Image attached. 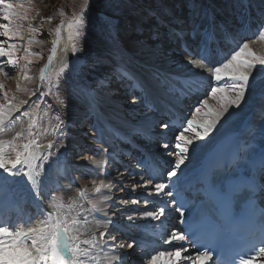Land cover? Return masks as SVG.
I'll return each mask as SVG.
<instances>
[{
    "label": "snow or ice",
    "instance_id": "obj_1",
    "mask_svg": "<svg viewBox=\"0 0 264 264\" xmlns=\"http://www.w3.org/2000/svg\"><path fill=\"white\" fill-rule=\"evenodd\" d=\"M190 7L195 9L197 6L192 3ZM31 10L24 3L0 0V21H2L0 22V38H3L0 39V74L10 78L11 71H18L21 79L25 82L32 79L29 75L30 66L35 59L40 57V53L32 51V45L38 42L36 41L38 29L32 26V17L29 15ZM150 14L154 15V13ZM208 19L211 24L214 17L209 15ZM25 21L28 22L26 46L23 44L18 45L14 42L17 38L20 41L25 39L23 23ZM83 24V18H78L68 24L74 60L79 59L75 55L80 51L77 47L76 38L80 37L81 33L79 31L73 33V29ZM195 31L196 29L194 28L193 35ZM221 32L223 33V39L228 40L230 38V34L222 25ZM59 33L60 29L58 28L57 40L54 41V44H59ZM173 33L181 39L184 36L182 31L173 30ZM157 35L154 33L153 39H156ZM214 35V32L210 33L207 29L204 31L205 40L202 42L200 51L197 53L199 59L188 61L193 68L204 69L206 67L205 61L211 62L210 51L206 45L210 39L214 38ZM258 35L260 39H264V30H259ZM21 48H23L22 58L17 55ZM52 53L53 55L48 57L49 65L55 56V47L52 49ZM189 54L192 55V53ZM113 57L116 60V66L111 75L122 77L126 73V69L121 58V53L116 48L113 50ZM21 59L23 60V64H21ZM5 65L9 67L8 71H5ZM67 67L69 66L65 65L56 74L57 80ZM207 71L214 82L210 86V96L216 103L210 104L207 98L202 99L199 106L194 107L191 118L186 119L181 124L178 133L171 140L161 142V147L166 150L167 163L164 167L167 168L165 175L168 183L159 182L158 177L151 173L146 181H136L138 184L143 183V187L147 189L149 185L153 184V180H157L158 182L153 185V191L157 197H160L161 193H164L166 196L172 195V189L176 187L177 181L186 175L185 169L192 162L194 158L193 154L201 146L198 142H206L212 133L217 130L218 125L222 126V120L224 123H227L232 115L235 114V110L240 109L242 103L246 102V95L251 97L259 87V95L261 99H264V56H257L250 49L248 43H243L242 46L238 47V50H230L223 58L218 56L216 62L211 67H208ZM40 78L41 80L48 81V92L51 94L55 81L52 77L45 76L43 71L40 73ZM152 79L155 82L156 88L162 94L182 98L188 90L189 81L192 78H184L165 73L161 70H154ZM97 83L102 87L110 83V77H105ZM136 83L143 87L142 82L136 81ZM17 88L21 92H31L32 95H36L35 91L30 90L27 86L22 87L20 80H17ZM44 99L45 94L40 92L35 106L39 108V102ZM87 99L90 112L98 114V100L94 92H90ZM144 102L146 108L156 110V105L152 101L145 99ZM26 104H28V100L19 99L15 96L10 97L5 90L4 83L0 82V134L8 131V123L13 113L21 112L22 107ZM22 115L31 120L33 114L25 110L22 112ZM261 117L264 118V112L261 113ZM170 126L174 127V125H171V122L161 123V128L164 130L169 129ZM248 131L252 132L254 129L249 127ZM167 134V131L163 133V135ZM26 135L29 139L22 145L18 143L25 136V133L22 131H17L12 140L6 141L0 139V170H3V173H7V177L4 178L5 180L9 177L23 174L27 182L30 183L34 190H37V195H39L38 190L41 186L42 169L45 161L51 156L53 144L51 142L48 144L47 147L50 151L45 156L39 151L42 145L35 138L32 125H29ZM261 135L264 136V130H261ZM244 151L246 149L240 144H237L230 150L234 159L242 158L241 153ZM10 152L14 153V156L10 155ZM102 152L107 153V149L99 148L95 155H99ZM95 163L100 165L106 163V161L98 160ZM251 163L264 170V149H261L259 155ZM173 178H176V181ZM201 178L205 182H208L210 180L209 172L202 169ZM110 187V185L104 184L101 181L100 186L96 187L95 191L100 193L102 188L110 189ZM165 188L169 189L167 193L164 191ZM210 188L218 204L223 206L230 204V191H221L215 186H210ZM134 190L132 189V191ZM147 194L151 195V193ZM55 199L53 198L55 211L47 213L48 218L41 222L40 227H28L25 229L19 225H0V264H88V258H91L92 261H97V256L93 255V253L103 251L102 238L108 235L107 231L100 234L101 240H98L95 235H92L88 239H81L89 225L88 216L83 213L89 210H85L83 205L77 204L75 199L67 206L62 203H55ZM109 199L110 197L108 196L103 197V201H108ZM103 201H93L90 210L93 212H103V208L100 206ZM124 203L128 202L125 201ZM131 203L136 205L139 201L132 200ZM145 203L147 204L148 201L145 200ZM65 207L68 209L76 208L77 211L75 214L65 213L62 211ZM166 207H174V202L169 203L161 200V206L158 211L145 209L143 216L152 218L153 220H160L165 215ZM183 207L184 205L181 204L180 207L176 208V211H179L181 216H183ZM82 214L83 217L81 218ZM128 219L132 220L133 217L129 216ZM225 221L234 229L241 228L246 223V220L243 218L237 220L227 212L225 213ZM108 223H112V221L109 220ZM105 227L107 226L105 225ZM261 230L264 232V224L261 225ZM219 236L220 231L217 229L213 232L212 238L216 239ZM112 239L115 240V237H112ZM185 239L186 237L183 234H173L169 238L168 243L172 241L177 242L174 250L157 252L150 257L149 264H162V262L163 264H207V261L212 259L210 252L207 250H198L195 257L191 253L188 256H183V253L187 249L179 242ZM103 243H107V241H103ZM131 246L128 245V247ZM258 257H264V236H262L260 244L253 246L252 252H236L228 264H249V261H255ZM115 259L118 258L112 256L106 257V264H113V260ZM99 264H103V262H99ZM218 264H223V262L219 261Z\"/></svg>",
    "mask_w": 264,
    "mask_h": 264
},
{
    "label": "rangeland",
    "instance_id": "obj_2",
    "mask_svg": "<svg viewBox=\"0 0 264 264\" xmlns=\"http://www.w3.org/2000/svg\"><path fill=\"white\" fill-rule=\"evenodd\" d=\"M149 1L152 2L154 0H149ZM182 1H183V7L181 6L180 8L182 16L187 15L186 18H192V17L194 18L197 15V13H199L200 5L202 6V8L206 6L205 10L206 13H208V15H211V12L213 11H215V14H218L216 10H213L214 7H212V6H216L218 8L217 10L220 11L219 14L225 13L221 24L227 27L228 25L227 23L229 22L228 19L229 5H231L232 7V0H229V2L226 3L227 4L226 8L221 4L223 3L224 0H182ZM248 1L253 3V5H251L252 9L257 10L259 14H264V9H260L261 8L260 5H264V0H247L245 2L248 3ZM11 2L24 3L26 7H30L32 9L31 12L29 13L30 17H32L31 23L34 28L38 29L36 33V41L38 42L32 45V51L40 53V57L38 59H35L33 61V64L30 66L29 75L32 77L30 81L27 82L23 81L18 71H11L10 78L4 77L2 74H0V82L4 83L5 90L8 92L10 97L15 96L19 99L28 100V104L22 107L21 112H17V114L14 113L13 121L15 122L16 125L12 129L10 128V126H8V130L11 131V133L7 131V133L1 134L3 138L0 136V139L6 141L12 140L17 131H22L25 133V136L18 141V143L22 145L23 143L27 142V139H29L26 133L29 128V125H32V131L37 141L39 142L46 141V142H51L53 144L51 156L44 163L41 179L45 181L46 185L51 184L50 186H54V184H52L53 174H55L57 172L56 170H59L60 167L57 166L52 170L51 167L55 166V164L57 163L62 162L63 153L65 152V147L68 146L67 143L69 142L70 139L69 137L76 132L72 128V131H75L72 133V131L70 130V125L71 124L77 125L78 121H80V117L82 114V110H79L75 106L74 102L71 100L73 95H75L74 91L76 90V92H78L79 95L84 96L85 94L87 97L90 92H93L90 90L89 86L93 85L94 82H96V84L98 85L97 82L101 78L100 76H102L104 72H106V70L108 69L110 70L111 62L108 59L110 56L108 52H112L113 47L123 51H125L126 50L125 48H127L126 40L122 39V34L125 35V33L127 32L126 39L129 38V41L132 40L133 42L137 41L136 40L137 38L135 37H138V39L145 38V40H143L144 44H146L147 39L151 34H149L148 32L147 34L144 35L138 34V32L136 31L135 23L132 21L134 20L133 18H135L136 15H139L136 12V9L134 8L136 7V5H138V0H30V3L29 0H11ZM192 3H194L197 6L195 9L190 7V4ZM227 9L228 11H226ZM78 18H83L84 24L76 29H73V33L75 31H79L81 33L80 37L76 38L77 47L78 49H80V51H78L75 55L76 57H79V59L74 60V54L71 50V41L69 39L68 24L74 22ZM23 23H24L25 39L23 41H20L17 38L14 42H16L18 45L23 44L26 46L27 36H28L27 33L28 22L25 21ZM124 23L126 24V26L124 27V30H122ZM58 28L60 29L59 44H54V41L57 40ZM244 43H253L259 45L260 47H262L261 50H264V40L260 39L259 37L250 39L248 41H244ZM61 45H64L63 50H61L60 48ZM54 47L56 48V53L52 62H54V60L57 59L60 52H64L66 54L68 53L67 55L71 58L67 63L69 67L65 68L64 73L60 74L58 80L55 76V78L53 79L55 81V86H53L51 94H49V96L46 97L45 101L42 104H41L42 101H40L39 102L40 106L39 108H37L35 106V102L37 101V96L40 94V92H43L45 95L48 94V81L41 80L40 73L43 71L45 73V76H51L49 72L51 64L49 65L48 57L53 55L52 49ZM261 50L259 51L260 54L262 52ZM17 55L22 58L23 48L20 49ZM129 58L134 59L132 56H129ZM135 60L138 61L136 58ZM134 62L131 61L130 63L134 64ZM21 64H23L22 59H21ZM8 70L9 67L5 65V71ZM59 72L60 70L58 71V73ZM17 80L21 81L22 87L27 86L30 90L35 91L36 95H32L31 92L28 93L21 92L20 89L17 88ZM205 80L206 81L208 80L207 82L209 83L212 82L210 78L209 79L205 78ZM98 90L99 89L95 90V96L97 99H99ZM190 93H195V92L193 91ZM205 98L211 101L212 104L216 103V101L213 100L210 96V90H209V94ZM171 102L172 100H170V103ZM172 104H174V102H172ZM127 108L130 109L131 107L129 106ZM25 110L33 114L31 120L28 119L27 117H23L22 112ZM144 111L145 113L148 114L149 112L147 111L150 110H142V111L140 110V114L138 115L140 116V119H143L142 117L146 115ZM192 113H193V109L190 112V114L187 116V119L191 118ZM66 125L67 127H65ZM84 128L85 127L81 129L82 132L83 130L85 132L87 131V129ZM88 133L90 135L88 140L94 138V136H92L93 132H88ZM103 136L106 138L105 135ZM88 140L83 139L82 141H87L88 143ZM89 144L91 145V142H89ZM42 148H46V145L42 146ZM9 154L14 155V153L11 152ZM71 155L72 154H70V156ZM96 160L97 157L94 155H90L89 152L87 154L84 153L83 155H81V157H79L77 161H83V162L85 161L86 164L88 162L90 164L92 163V161L96 162ZM95 162L92 163L91 167L100 168V166L97 165ZM50 170L52 172L51 175H50ZM99 172L100 170L98 171V173ZM115 175L121 178V175H117V174ZM115 175L114 174L111 175V179H112L111 183L107 184L111 186L112 190L113 187L111 184H113V180L116 178ZM79 179L80 182L75 184H77L78 186L79 184L82 183V187L83 184L84 185L90 184V186L98 187L100 186L101 181H103V183L104 181H106V177L103 179L102 177H90V175L83 176L82 178ZM70 181H72V178ZM41 186L44 189L42 184ZM120 186L121 185H119L118 188L115 191H113L112 194V196L116 200L115 204H118L117 200L121 198L118 196H121L123 193L122 192L123 189H121ZM62 189H64L63 190L64 192L62 190L59 192H54V194H56L55 203H62L65 206H67L68 204H70V202H72L70 201L71 198L69 194L70 192L65 188ZM77 190L78 188L75 190V193L77 192ZM86 190L87 189L85 188V191ZM93 190L95 191L94 188L92 189V191ZM103 190L104 188H102L101 192H103ZM92 191L89 192L91 193ZM101 192L99 193L100 196H101ZM111 193H108V195L110 196L111 199H113L111 197ZM134 195L135 197L133 199L126 197L122 198L123 203L124 201H127L128 203H124L122 205L118 204V207H113L114 205L112 202L111 205L114 209H112L111 207L110 208L111 212L115 213L116 212L115 208L123 207V205L125 207L126 204L132 206L133 204L131 203V201L137 200L139 196L136 194ZM46 200H48L49 203L54 204V201H50L47 198ZM141 203L144 202L139 201V203L136 205L140 208ZM102 205H100L101 208H103ZM119 210L120 208L118 209V211ZM62 211H64L65 213L75 214L77 209L76 208L68 209L67 207H65ZM89 212L93 213V211H89ZM88 217L90 219L91 216ZM112 217H113L112 219L115 218L114 216ZM100 224L101 227L104 228L103 224L102 223ZM89 225H91V222H89ZM100 231L102 230H99L98 232ZM128 245H132V244H128ZM170 250H174V249H170ZM146 262H142V264H147Z\"/></svg>",
    "mask_w": 264,
    "mask_h": 264
},
{
    "label": "bare ground",
    "instance_id": "obj_3",
    "mask_svg": "<svg viewBox=\"0 0 264 264\" xmlns=\"http://www.w3.org/2000/svg\"><path fill=\"white\" fill-rule=\"evenodd\" d=\"M239 2V1H238ZM251 5H253L252 2H249ZM225 8L227 6L226 3H221ZM165 6V7H164ZM181 6L183 7V1L182 0H154L152 2H150L149 0H138V5H136V7H134L136 9V12L139 15H136L135 18H133L134 20H132L136 26L138 27V29H146L148 31V33L150 32V30L152 29H158L160 30V32H158L157 30L155 31V34H158L156 39H153L152 36H149V38L147 39L146 44H144L143 40H145V38L143 39H138L137 38L136 42H133L132 40L129 41V38L126 39V33L125 35L122 34V39L126 40V46L127 48H125L126 50L124 51L125 56L134 61L135 58L138 60L137 63H140V66L138 65H130L132 70H128V73L131 74L132 76H134L136 81H139L138 78L139 75H143L144 77L146 75H148V72L144 69L149 68V77H145L148 79V81H150L153 86L151 87L152 89L149 90V100L152 101L153 103L157 102L159 98H163V94L155 87V82L152 79V73L154 70H161L165 73H170L173 75H178V76H184V78H189L190 76H193V74L191 75L192 71L195 70V68H193L188 61L190 60H197L199 59V55L197 54L200 51L201 48V43L199 44L198 42L195 44H191L188 39L189 37H185L184 41H182V43H180L179 47H174L173 45V41L176 40H182L181 38H178L175 36V34L173 33V30L175 31H182L184 33L185 30H188L189 27V21L186 18L187 15L182 16V13L180 11ZM233 6V4H232ZM200 10H202V6L200 5ZM216 6H214V10L218 9ZM260 9H264V5H260ZM225 10V9H224ZM228 11V9L226 10ZM149 13H154L157 17L159 18V20H161L162 22L164 21L165 24L163 27L158 26V24L155 22L156 18L149 16ZM166 13H168V15H166ZM229 13V12H228ZM220 15H225V13H221ZM262 15V14H260ZM181 16V17H180ZM258 17V16H256ZM196 16L193 18L194 23ZM228 19L229 22L227 23V28L231 25V14H228ZM191 21V18L189 19ZM258 21H260V16L258 18ZM126 22V21H125ZM126 26V24H123V29ZM145 30V31H146ZM200 32V29H197ZM171 33V35H170ZM145 34V33H143ZM147 34V33H146ZM162 34V36L160 35ZM186 34V33H184ZM170 35V36H169ZM185 36V35H184ZM147 37V36H145ZM233 40V41H232ZM230 41V43H227V41L224 39V44L220 42V49L217 51H214V55L210 56V60L211 62H216L218 56L220 58H223L231 49H237L238 50V46L240 44V42L238 41V39H233ZM250 40V39H249ZM264 40V39H262ZM193 41V40H190ZM250 49L257 55V56H264V50H261L262 47H260L259 45L253 44V43H248ZM183 46L184 49H183ZM237 46V47H236ZM64 45H61V50H63ZM208 48V47H207ZM114 49V47H113ZM120 50V49H119ZM262 51L261 54L259 53V51ZM189 53H192V55H190ZM68 54V53H67ZM64 52H60L59 56L57 57L56 60H54V62H51V67H50V74L52 77V79L55 78L56 74L58 73V71L64 67L65 65H67V63L69 62V60L71 59L68 55ZM129 56H132L134 59L129 58ZM54 59V58H53ZM112 59V58H111ZM115 59H113L114 61ZM136 61V60H135ZM206 62V61H205ZM113 66L112 69L116 66V62H112ZM191 66V68H190ZM49 67V66H48ZM260 67V66H258ZM207 66L206 68H204L205 72L207 71ZM110 70H106V72H104V74L106 75H110L108 74ZM255 74V73H254ZM105 75V76H106ZM103 76V77H105ZM112 79V77L110 78V80ZM209 79V78H206ZM211 79V77H210ZM203 82H201V85L198 84V88L200 90H205L206 85L204 84L205 79L202 80ZM208 81V80H207ZM111 83V81H110ZM114 83V82H113ZM112 83V84H113ZM209 83V82H208ZM213 81L211 83H209V85H213ZM143 87H141L139 84L137 85V88L140 89H144L145 87V83L142 82ZM200 85V87H199ZM193 88V86H192ZM98 90V96L99 99L98 100V104H97V112L99 113L100 117L101 115H103L106 119H108L109 123L111 124V127H109L110 129H105L103 130V135L106 136L107 139L109 140H113L114 136L113 133H126L128 127L130 125H137L140 122L139 121H144V124H148V122L150 123V120H152V117L154 116L150 111L148 114H146L144 117H142L143 119H140V116H138L140 114V110H147L146 107H141V105L139 104H131L130 109H125L123 107V103H122V97L117 96L116 94L112 93L110 90L111 88H107L105 86H102L100 88H97ZM75 95H73V97L71 98L72 101L74 102L75 106L79 109L82 110V114L81 116L84 114H86L85 116L87 117V115H91V112L89 110V104H88V99L87 96H81L79 95L76 91ZM260 89L259 87L257 88V90L252 94L251 97L246 95V102L242 103L241 108L235 110V114L232 115V117L228 120L227 123H224V121H221V125H218V128L216 131H214L212 133V135L207 139V141H200L198 142L201 146L199 148V150L193 154L194 158L192 159V162L188 164L187 168L185 169V172H190L192 169V166H194L195 162H199V160L202 158H206V154L212 149V147L214 146V144L216 143V141H218L227 130H230L232 128H236V125L239 127V124H241L242 120H244V118L249 115L250 113L253 114L254 116V120H253V126L252 128L254 130H264V118L261 117V113L264 112V99H261L260 95H259ZM100 103V105H99ZM210 104L211 101H209ZM73 104V105H74ZM127 108V107H126ZM107 109V110H106ZM14 115V113H13ZM98 115V114H97ZM85 116H83L82 118H80V121H78V125L80 126H84L85 124H87V126L89 127V123L84 122V118ZM13 116L11 118V120L8 123V126H10V128L12 129L15 126V122L13 121ZM162 121V120H161ZM153 123V121H152ZM86 128V127H85ZM84 128V129H85ZM10 129V130H11ZM147 129H150L149 127H147ZM155 129V126H154ZM88 130H90V127L87 129L86 132H88ZM168 131H170L169 129H167ZM9 131V130H8ZM76 131V130H75ZM73 131V132H75ZM11 133V131H9ZM8 132V134H9ZM85 131L83 130V133ZM160 131L159 130H155L154 134H158ZM7 133V132H6ZM82 131L76 133L77 135V140H81L82 138H86V136H82ZM6 134V135H8ZM5 135V134H4ZM1 136V134H0ZM2 137V136H1ZM6 137V136H5ZM3 138V137H2ZM90 144L88 142V144H86L84 147L90 148ZM171 146V145H170ZM80 147V146H79ZM47 148V146H46ZM75 148V147H73ZM44 150L45 148H40L39 151L44 155ZM61 151V150H60ZM113 154H116V152L113 150ZM14 156V155H13ZM163 159L166 156H162ZM106 158V157H105ZM201 159V161H202ZM90 161V160H88ZM87 161V162H88ZM104 161H106V163L108 162L107 159H105ZM85 162V161H84ZM95 162V161H94ZM92 161V163H94ZM92 163L86 164L87 166L92 165ZM139 170L138 168L134 171ZM0 184L2 183H6V187L12 184V190H10V192L16 197V196H20L23 200H28L27 202H35L38 199L39 202V210L41 211V214L38 216V219L35 218V216H37L38 214V209L37 208H33L30 211V219H32V222L29 224L30 220L26 221V220H20L19 222H21V224L19 226L23 227V228H28V227H40L41 226V222L46 220L47 217V213L50 211H55V208L53 207L52 203H49L48 200L45 199V195L43 193V191L41 190V187L39 188V195H37V190H34L30 183L27 182L26 177L23 176V174H20L18 176L15 177H9L7 178V180H5L4 178L7 177V173H3V170H0ZM57 171V170H56ZM115 174H119L118 172L114 173ZM113 175V174H111ZM111 175L106 176V181H104V184H109L111 183ZM126 174L122 175V179L117 177L116 175V186L118 187L119 185L121 189H123V193L120 199L125 198L127 196L128 193H134V194H138L139 196H147L149 199H154L156 194L153 191V185H149L147 189H145L143 187V183H136V181L138 180H142V176H137L134 178H129L127 177ZM54 176V174H53ZM128 183V185H127ZM126 184V185H124ZM61 185V184H60ZM72 185H74L72 187ZM112 187L114 188L113 184H111ZM61 187L65 188L66 190H68L70 193V201H72L75 196V190L77 189L76 187L77 184L72 183V181H70L69 184H65L62 183ZM83 187L86 188L87 192L89 193V191H92V189H96V186H90V184H83ZM128 187V188H127ZM132 189H135L134 191H132ZM0 198H4L5 196L3 195V189L0 186ZM110 187V189L108 188H104L103 192H101V196L99 197V200H103L104 196H108V193H111V197L113 199H109L108 201H103L101 203L102 207H103V212H97L98 214L94 215L93 220L94 221H98L99 223H102L104 226V231H107L110 227V223H108V221H114V219L112 218H108L109 215L107 216L106 214L110 213V208L112 207L111 203L113 202V207H118V204L122 205L123 202H119L118 204H115L116 200L114 199V197L112 196L113 194V190ZM126 190V191H125ZM147 193H151V195H148ZM119 194V193H118ZM121 194V192H120ZM126 194V196H125ZM131 194H128V196H130ZM133 194V195H134ZM29 198H31L29 200ZM22 203L24 202H20L19 205H22ZM126 206V211H133V208H129L130 206L127 204ZM142 209L141 214H143V211L145 209L147 210H156L154 208V204L151 202H148L147 204L144 203L142 205ZM112 207V208H113ZM133 207V206H132ZM120 210L122 211L124 208L123 207H119ZM118 208V209H119ZM115 212V210H114ZM117 212V211H116ZM112 213V212H111ZM107 217V218H104ZM36 220V221H35ZM93 220L90 218L89 222H93ZM35 221V222H34ZM105 225L107 227H105ZM93 229V228H92ZM93 232V231H92ZM171 237V236H170ZM169 237V238H170ZM81 239H86L85 235H82ZM169 240V239H168ZM177 244V243H176ZM172 245L170 249H174V247L176 246ZM110 245H106L102 243V247H103V251H100L98 253V257H97V262H103V264H106V257L112 256L115 257V255L117 254V249L115 248H110L108 247ZM113 246V245H111ZM169 246V245H168ZM164 251V250H163ZM172 251V250H169ZM159 252V251H157ZM157 252H155L153 255H155ZM190 253V251L187 249L186 252L183 253V256H188ZM140 252H136L134 253L133 251H131V249H126V253L122 255V258H124L125 256L134 259V257H139ZM151 257V256H150ZM195 257V256H193ZM150 259V258H148ZM147 261V262H146ZM150 261V260H149ZM148 260H145L143 262H146L147 264H149ZM260 261H262V263L264 262V257H262L260 259ZM142 262V261H141ZM115 263V260H113V264ZM163 264V262H162ZM264 264V263H263Z\"/></svg>",
    "mask_w": 264,
    "mask_h": 264
},
{
    "label": "water",
    "instance_id": "obj_4",
    "mask_svg": "<svg viewBox=\"0 0 264 264\" xmlns=\"http://www.w3.org/2000/svg\"><path fill=\"white\" fill-rule=\"evenodd\" d=\"M253 124V114L250 113L245 120L242 123V126H240L242 129L246 130Z\"/></svg>",
    "mask_w": 264,
    "mask_h": 264
},
{
    "label": "trees",
    "instance_id": "obj_5",
    "mask_svg": "<svg viewBox=\"0 0 264 264\" xmlns=\"http://www.w3.org/2000/svg\"><path fill=\"white\" fill-rule=\"evenodd\" d=\"M54 57H55V56H54ZM54 57H53V58H54Z\"/></svg>",
    "mask_w": 264,
    "mask_h": 264
}]
</instances>
